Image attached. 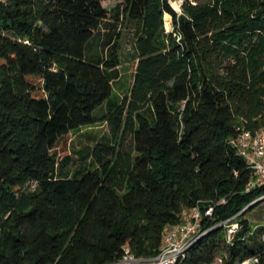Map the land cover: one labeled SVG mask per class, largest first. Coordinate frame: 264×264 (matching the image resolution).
Here are the masks:
<instances>
[{"label": "trees", "instance_id": "obj_1", "mask_svg": "<svg viewBox=\"0 0 264 264\" xmlns=\"http://www.w3.org/2000/svg\"><path fill=\"white\" fill-rule=\"evenodd\" d=\"M104 1H0V264L155 257L195 207L203 234L176 264H264L247 217L264 184L248 190L230 143L264 130V0ZM125 32L138 63L122 97ZM98 123L110 134L72 173L67 135Z\"/></svg>", "mask_w": 264, "mask_h": 264}, {"label": "built area", "instance_id": "obj_2", "mask_svg": "<svg viewBox=\"0 0 264 264\" xmlns=\"http://www.w3.org/2000/svg\"><path fill=\"white\" fill-rule=\"evenodd\" d=\"M230 143L238 154L247 160L249 167L254 170L255 176L251 180L248 190L264 184V130L257 132L245 130L231 138ZM212 213L213 208L211 207L206 214L212 215ZM183 218L182 223L166 228L164 243L157 256L151 258L137 257L130 248H126L123 258L113 264H176L203 234L201 229L202 213L198 207L184 210ZM227 226L231 239L232 235L239 229V224L234 222L227 224ZM243 264H252V262L246 261Z\"/></svg>", "mask_w": 264, "mask_h": 264}, {"label": "rangeland", "instance_id": "obj_3", "mask_svg": "<svg viewBox=\"0 0 264 264\" xmlns=\"http://www.w3.org/2000/svg\"><path fill=\"white\" fill-rule=\"evenodd\" d=\"M124 0H106L103 4L106 7L112 8L117 3ZM185 0H171L173 6L177 11L182 10V4ZM181 5V6H180ZM166 29L167 31L173 30L172 18L166 15ZM122 64L121 69V82L122 86L120 89L116 84V93L120 96H124L127 90L132 86L134 75L138 63L136 58L133 42L131 36L128 32L124 33L122 40V50H121ZM109 127L106 123H98L92 126L82 127L80 130L72 131L67 135L68 138V151L62 152V157L70 155L69 163L66 166L67 170L76 171L77 169L83 167L85 164L90 162L89 158H86L87 148L95 144L96 141L100 140L103 135H109ZM32 189L36 188V183L31 186ZM247 217L251 220L253 225L264 224V204L257 206L254 210L249 211ZM214 264H224L221 256L217 258Z\"/></svg>", "mask_w": 264, "mask_h": 264}, {"label": "bare ground", "instance_id": "obj_4", "mask_svg": "<svg viewBox=\"0 0 264 264\" xmlns=\"http://www.w3.org/2000/svg\"><path fill=\"white\" fill-rule=\"evenodd\" d=\"M180 6H181V5H180ZM177 9L179 10V8H177ZM177 9H176V10H177Z\"/></svg>", "mask_w": 264, "mask_h": 264}]
</instances>
